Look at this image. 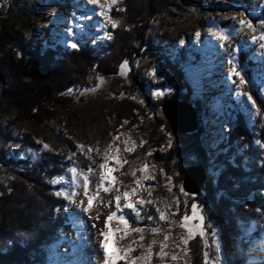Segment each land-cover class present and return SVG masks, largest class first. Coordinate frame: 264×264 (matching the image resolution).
Masks as SVG:
<instances>
[{"label":"rangeland","instance_id":"obj_1","mask_svg":"<svg viewBox=\"0 0 264 264\" xmlns=\"http://www.w3.org/2000/svg\"><path fill=\"white\" fill-rule=\"evenodd\" d=\"M14 1L0 0V7L6 6L5 11L0 13L2 33L5 15L9 13ZM193 1L199 4L186 5L180 2L171 14L154 17L150 21V17L146 19L152 25L149 39L146 37L151 42L146 45V51L145 46L140 52L136 49L137 40L131 43L133 46L129 53L132 54L134 67L126 60L128 69L125 70V75L120 74L125 61L117 74L96 72L88 80L87 86L71 88L72 94H68L70 89L60 94V103L46 105L51 110L49 120L42 124L22 123L14 128L9 137L0 134V147L10 151L20 149L25 134H30L42 146L49 145L48 149L43 147V150L64 158H59V163L63 164L62 172L50 178L49 185L54 194L57 191L80 192L81 195L76 197L79 202L85 199L83 190L70 183L71 174L68 169L77 167L87 172L91 168L90 189H95L101 172L99 164L103 160L95 152L85 155L77 146L84 145L85 151L88 148H99L103 152L113 137L120 135V140L115 143V147L120 148L116 155L121 160L126 158L129 163L121 167L115 161H109V166L114 169L110 175L116 178L113 181L115 187L120 191H124L126 185L137 187L133 183V177L123 173L138 169L146 163L148 168L144 172H136V178L141 179L143 185L137 191L145 199L158 201L155 206L149 204L141 209L142 217L148 213V218H153L148 219L149 223L144 226L140 224L143 218L138 221L134 213L125 209L123 215L129 219V224L147 229L158 223L163 230L165 222L159 220L157 207L166 210L165 205H171L166 214L169 219L179 221L186 212L191 215V205L195 203L203 209L204 231L207 233V247L199 235L190 239L187 245L180 244V248L188 250L187 255L176 249L170 239L165 251L170 255L177 254V261H172L169 257L161 262L153 254L150 261L137 260L136 264H194L193 245H199L204 264L205 252L208 253L209 264H213L217 255L220 257V264H225L219 217L225 215L222 211H227V205L231 204L237 207L234 210L249 216L240 222L242 234L237 240L241 250L246 252L245 264H264V256L256 255L264 242V124L256 100L258 98L264 101V49L260 48L259 42L252 43L253 33L247 29L240 30L238 24L240 19L252 20L257 26L255 35L259 36L262 30L260 22L264 21V0ZM122 2L123 0H117V3L111 5L105 3L106 13L117 22V26L119 22L113 18V12ZM29 7L31 10L28 15L18 17L11 25H6L7 29L4 31L11 33L10 39L4 34L0 37V46L6 41L14 44L12 39L18 32L32 39L45 37L46 30L50 46L61 45L65 50L73 49L71 43H77L79 48L85 41H90L103 52L106 43L112 41V38H106V34L112 37L110 31L116 27L113 28L111 23L98 15L99 9L88 4L87 0H33ZM221 31L230 36L229 41H222L213 34ZM197 32L200 33L199 38L196 37ZM159 38L167 41L161 45ZM158 45L167 53L165 57L153 51L152 47ZM237 47L240 51L236 60L247 80L242 87L238 86V78L229 79L231 65L227 63L231 51ZM184 51L188 52L187 61L181 55ZM167 61L168 64L172 63L170 65L180 66L191 93L169 85L179 83L180 76L166 64ZM100 78L103 79V84H100ZM232 80H237V83H232ZM158 90L165 94L157 97L155 92ZM240 91L252 96L254 107L246 96L239 95ZM172 98L185 100L193 106L196 103L201 116L195 132L182 134L170 126L161 105ZM0 122L6 125L8 121L0 118ZM129 136V145L135 141L134 151L131 153L124 151L126 145L123 143ZM141 141L145 143L139 146ZM148 152L152 155H147ZM80 155L89 161L88 169L79 165L77 158ZM39 161V151L32 149L22 150L14 161L0 156V195L1 187H7L18 171H24L20 163ZM184 164H202L206 169L208 180L199 194H184L186 191L183 179L186 173L181 169ZM144 176H152L154 179L143 180ZM167 177H171L170 183ZM56 178L63 180L59 184L50 183ZM118 181H123V185ZM227 186L234 192V196L227 192ZM145 187L152 191L151 197L147 196ZM181 188L183 192L180 191ZM115 194L101 191L105 203ZM57 197L64 199L62 196ZM64 200L71 230L46 251V264H79L78 255L84 251L97 253L99 260H104L99 236H95L97 239L94 244H88L87 237L91 231L98 234L90 217H95L98 213L103 215L107 207L101 206L99 209L94 208L92 212H85L78 203L70 204L68 200ZM111 210L115 211V207ZM171 212H176V215H171ZM225 222L227 224V220ZM213 231L216 233L215 237L212 235ZM119 235L116 238V250L128 245L133 238L138 239L140 234L130 233L123 240L119 239ZM170 235L187 237V232L178 225H173ZM145 237L142 243L146 246L151 238L150 233L146 231ZM156 238L158 244L163 240L162 235ZM217 241L220 245L219 254L216 251ZM158 244L153 246V253L158 251ZM133 247L135 251L129 253L130 257L147 255L145 248L138 245ZM118 264H126V261L120 260Z\"/></svg>","mask_w":264,"mask_h":264},{"label":"trees","instance_id":"obj_2","mask_svg":"<svg viewBox=\"0 0 264 264\" xmlns=\"http://www.w3.org/2000/svg\"><path fill=\"white\" fill-rule=\"evenodd\" d=\"M180 2L186 5L199 4L193 0H123L113 12V18L119 23L115 29H110L112 41L106 43L103 52L90 41H85L79 48L68 50L61 45L52 47L48 41L47 30L45 37L32 39L18 32L11 38L14 44L6 41L0 46V118L8 121L6 125L0 122V134L9 137L12 136L14 128L22 123L42 124L49 120L51 110L46 105L60 103V94L71 88L87 86L88 80L96 72L105 75L117 74L120 65L126 60L134 67L132 54L129 53L133 46L131 43L137 40L136 49L140 52L151 42L148 34L152 25L146 19L150 17V21L154 17L167 16ZM31 4L33 0L14 1L9 13L5 15L4 33L0 31L1 38L5 34L10 39L11 33L4 31L7 29L6 25H11L18 17L28 15ZM5 9L6 6H1L0 13ZM160 41L162 45L167 40ZM152 48L163 57L167 55L159 45ZM181 55L188 60L187 51ZM170 64L172 63L168 66L180 76V82L167 83L175 89L191 93L180 66ZM186 100L191 102L187 97ZM256 100L264 124V101L258 98ZM194 107L200 124L201 112L196 103ZM25 149L39 151L40 161L20 163L24 171H18L7 187H1L0 264H46V251L71 230L68 213L65 211L66 202L54 194L48 183L50 178L62 172L63 164L59 163L62 156L43 150V146L30 134L24 135L18 150L10 151L0 147V156L14 161ZM77 161L83 169L89 168V161L84 156L77 158ZM227 192L234 196L229 186ZM234 207L233 204L227 205V211H222L225 215L219 217L225 264H245L246 252L241 250L237 240L242 234L240 222L249 216L234 210ZM233 211L235 212L232 213ZM148 216V213L143 215L141 226L149 223ZM193 254L194 264H204L199 245H193Z\"/></svg>","mask_w":264,"mask_h":264},{"label":"snow or ice","instance_id":"obj_3","mask_svg":"<svg viewBox=\"0 0 264 264\" xmlns=\"http://www.w3.org/2000/svg\"><path fill=\"white\" fill-rule=\"evenodd\" d=\"M87 3L90 5H93L95 8L99 9L98 15L101 17H104L107 22L112 24V27H117V22L112 20L111 16L108 15L105 11V3L111 5L117 3V0H87ZM122 10V9H121ZM238 24L240 25V30L247 29L251 33H253L251 37L252 43H258L260 45L261 49H264V21L260 22L261 27V33L259 36H256V30L257 26L253 24L252 20L244 18L240 19L238 21ZM71 32V29H69ZM216 35L220 40L222 41H229L230 36L226 34L225 32H217L213 33ZM196 37H200V33H196ZM107 39H111L110 34H106ZM183 43V41H181ZM72 48H77V43H71L70 45ZM240 49L239 47L233 49L230 53V58L227 60V63L231 65L229 68V79L232 77L238 78V86H243L247 83V80L245 79V75L243 73V70L240 68V65L238 61L236 60V55L239 53ZM128 69L127 62L125 61L124 64L121 67V75H125V70ZM154 74V72H153ZM103 79L100 78V84H103ZM232 83H237V80H232ZM96 89H92V91H95ZM72 89L69 90L68 94H72ZM165 93L162 90H158L155 92V95L157 97L163 96ZM239 95L246 96L248 101H250L255 106V101L252 99V96L247 93L240 91ZM140 103H143V101H140ZM124 123H128L127 121H124ZM123 135V134H121ZM120 140V135H116L113 137L112 142L107 145V147L101 152L99 148L93 149L88 148L85 151L84 145H78L77 147L85 154L87 155L90 152H95L97 155L102 157L103 162L99 164V169L101 170L97 184L95 189H90V184L92 181L90 180V174L92 173V169L89 168L87 172H83L79 170L77 167H71L68 169V171L71 174L70 177V183L75 188H81L82 194L85 197V199L79 200L77 202L76 197L78 195H81L80 192H77L75 190L72 191H57L55 193L56 196H62L64 199L68 200L70 204H77L78 206L85 212H92L93 209H99L101 206L107 207L111 209L113 206L115 207V211H110L107 215L104 227L101 228L99 235L102 237V240L100 241V246L103 249V255H104V264H118V261L125 260L126 264H136L137 260H151V257L153 254H155L161 262L165 261L167 258L170 257L172 261H177L178 255L177 254H169L165 251L166 248L169 247L168 241L171 239L174 242V247L176 249H179V251L184 252L185 255H187L188 250L186 248H180V244L187 245L189 243V240L192 238H195L196 235H199L201 238L204 239V244L207 247V233L204 231V215H203V209L199 207L197 204L191 205V215H189L187 212L182 216V218L179 221L171 220L168 218V215L166 214V210H170L171 205H165L166 210H162L161 208L157 207L156 211L159 214V220L164 221L165 225L162 226L160 224H155L152 227L145 228V227H132L129 224V219L123 215L124 210L128 209L132 213H134V217L136 220H142L141 216V209L145 205H157L158 201L153 199H145L144 196L138 194L137 189L140 187H143L142 180L139 178H136V172H144L148 165L145 163L138 169H132L129 172H124L123 175H131L133 177V183L137 186L135 188L131 187V185H126L124 191H120L119 188L115 187V184L113 183L114 180H116L115 177H112L110 173L114 170L113 167L109 166V161H115L116 164L120 165L121 167L123 164L129 163V161L125 159H119L117 157V153L120 152L119 147H115L116 141ZM130 136L123 141V143L126 145L124 148V151L127 153H131L134 151L135 141L131 142V145H129ZM144 141H141L139 146H142ZM259 143V141H257ZM170 146V144H169ZM264 146V145H262ZM43 147L45 149L49 148V145L43 144ZM147 155H152L151 152H148ZM69 159H72L71 156H69ZM118 170V169H116ZM148 179H154L152 176H144L143 180ZM169 180V183L171 182V177H167ZM63 178H56L50 181L52 184H59L61 183ZM68 182V181H64ZM121 185H123V181H118ZM144 190L147 192V196H152V191L147 189L146 187ZM101 191L104 193H112L115 192L116 194L109 199L106 203L101 197ZM169 191H171V188L169 187ZM181 192H183V188L180 189ZM185 195H188L187 193H184ZM135 198V199H133ZM121 201H124L122 204ZM179 203V201H177ZM139 205L140 207H137ZM67 210V209H66ZM59 211V209H57ZM119 213V215H118ZM171 215H176V212H171ZM100 215L99 213L95 216V219H99ZM149 220H152V217L148 218ZM115 221L118 225L113 229L112 222ZM192 221H199V223L193 224ZM119 225H122L123 227H120ZM178 225L179 227L183 228L187 232V237L179 236V237H172L170 235L172 231V226ZM113 231L116 233H119V239L123 240L126 238L130 233H138L139 238H133L130 243L122 248H118L115 252L109 251V244H110V236L113 234ZM150 233L151 238L149 243L145 246L142 242L145 240V232ZM163 236V240L159 241L157 240V236ZM212 235L215 237L216 233L213 231ZM158 244V251L153 253V246H156ZM133 245H138L141 248L146 249L147 255H141L137 256L135 258H132L129 256V253L135 251V248ZM216 251L219 254L220 252V245L217 241L216 243ZM205 258V264H209V257L208 253H204ZM213 264H220V257L217 255L216 260L213 262Z\"/></svg>","mask_w":264,"mask_h":264},{"label":"water","instance_id":"obj_4","mask_svg":"<svg viewBox=\"0 0 264 264\" xmlns=\"http://www.w3.org/2000/svg\"><path fill=\"white\" fill-rule=\"evenodd\" d=\"M161 107L170 126L175 131L185 134L193 133L198 129V113L191 103L172 98L164 101ZM181 169L186 173L183 179V187L186 193L199 194L201 187L208 180L204 166L202 164H184Z\"/></svg>","mask_w":264,"mask_h":264},{"label":"bare ground","instance_id":"obj_5","mask_svg":"<svg viewBox=\"0 0 264 264\" xmlns=\"http://www.w3.org/2000/svg\"><path fill=\"white\" fill-rule=\"evenodd\" d=\"M110 211H112V210L107 208L105 213L103 215H100V218L98 220L95 219L94 216L90 217L91 222L96 225L95 227H96V231L98 232V234H96L94 231H91L90 235L87 237L88 244L96 243L95 239H97V238L95 236H97V235L99 236L98 240H99V243H100V241L102 240V237L99 235V232H100L101 228L104 227L105 219H106V217H107V215L109 214ZM117 226L118 225L116 224V222L113 221L112 222L113 229H115V227H117ZM118 234L119 233H116L115 231H113V234L109 238V240H110L109 251L110 252H115L116 251V244H117L116 238H117ZM260 247H261V251H257L258 254H256V255L264 256V242L261 244ZM96 254L95 253H89V252L87 253V251L86 252L85 251L84 252H80L79 255H78V257L80 258L79 264H104V260H99V258L96 256Z\"/></svg>","mask_w":264,"mask_h":264}]
</instances>
